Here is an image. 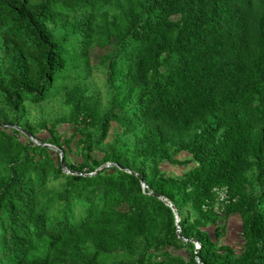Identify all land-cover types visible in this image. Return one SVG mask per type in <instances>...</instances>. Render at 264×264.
<instances>
[{
    "label": "trees",
    "instance_id": "1",
    "mask_svg": "<svg viewBox=\"0 0 264 264\" xmlns=\"http://www.w3.org/2000/svg\"><path fill=\"white\" fill-rule=\"evenodd\" d=\"M197 256L264 264V0H0V264Z\"/></svg>",
    "mask_w": 264,
    "mask_h": 264
},
{
    "label": "rangeland",
    "instance_id": "2",
    "mask_svg": "<svg viewBox=\"0 0 264 264\" xmlns=\"http://www.w3.org/2000/svg\"><path fill=\"white\" fill-rule=\"evenodd\" d=\"M102 51L96 50L93 53V61H98ZM97 82L101 86V80L99 76H97ZM54 114V113H52ZM186 155V154H184ZM188 167V165H179V164H170L167 163L165 165V168L167 169L168 172L174 173V174H181L183 171ZM233 217V226L228 227L227 231V236L225 237V242L233 245L236 247L237 251H240L241 245L243 244V236H242V231H241V219L235 215Z\"/></svg>",
    "mask_w": 264,
    "mask_h": 264
},
{
    "label": "water",
    "instance_id": "3",
    "mask_svg": "<svg viewBox=\"0 0 264 264\" xmlns=\"http://www.w3.org/2000/svg\"><path fill=\"white\" fill-rule=\"evenodd\" d=\"M24 132H25V134H26L28 137H30V138L33 139V136H32V134H31L30 132L25 131V130H24ZM36 142H37V141H36ZM45 145L50 146V147H52L53 149H55L56 151L59 152V156H60L61 164H62V166L65 168V167H66V164H65V156H64L63 152H62L58 147L53 146V145H51V144L45 143ZM109 165H110V164H105V165H103L102 167H100V169L103 168V167H105V166H109ZM95 173H96V172H95ZM141 180H142V182H143V186L146 187L147 184H146V182L144 181V179L141 178ZM159 197L162 198V199H164V201H165L168 205H170V206L173 208V210H174V212H175V214H176V217H177V221H179V220H180V217H179V213H178L177 207H175V206H174V205H173V204H172L167 198H164L162 195H159ZM180 231H181V228H179L178 233H180ZM198 245H199V246H197V249L200 248V244H199V243H198ZM242 246H243V244L241 245V247H242ZM196 259H197V261L199 262V264H202V263L200 262V259H199L198 256L196 257Z\"/></svg>",
    "mask_w": 264,
    "mask_h": 264
},
{
    "label": "built area",
    "instance_id": "4",
    "mask_svg": "<svg viewBox=\"0 0 264 264\" xmlns=\"http://www.w3.org/2000/svg\"><path fill=\"white\" fill-rule=\"evenodd\" d=\"M216 192H217V198L214 204L215 211L218 213H222L225 209V205L227 204L230 198L229 188L228 186L219 187L216 188ZM205 208H208V206H205ZM197 246H199L198 243Z\"/></svg>",
    "mask_w": 264,
    "mask_h": 264
},
{
    "label": "crops",
    "instance_id": "5",
    "mask_svg": "<svg viewBox=\"0 0 264 264\" xmlns=\"http://www.w3.org/2000/svg\"><path fill=\"white\" fill-rule=\"evenodd\" d=\"M235 216H237V217H239L240 218V216L239 215H235ZM241 219V218H240ZM233 217H231L230 219H229V223H228V227H232L233 226Z\"/></svg>",
    "mask_w": 264,
    "mask_h": 264
}]
</instances>
